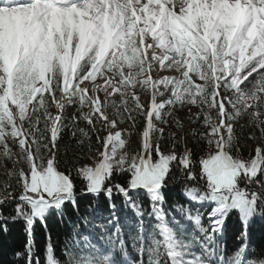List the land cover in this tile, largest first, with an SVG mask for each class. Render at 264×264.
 I'll use <instances>...</instances> for the list:
<instances>
[{"label": "snow or ice", "instance_id": "snow-or-ice-1", "mask_svg": "<svg viewBox=\"0 0 264 264\" xmlns=\"http://www.w3.org/2000/svg\"><path fill=\"white\" fill-rule=\"evenodd\" d=\"M9 224L16 264H264V0H0Z\"/></svg>", "mask_w": 264, "mask_h": 264}, {"label": "trees", "instance_id": "trees-1", "mask_svg": "<svg viewBox=\"0 0 264 264\" xmlns=\"http://www.w3.org/2000/svg\"><path fill=\"white\" fill-rule=\"evenodd\" d=\"M115 180L119 181L120 183H123V180L119 176L115 177ZM180 187L181 185L177 184L172 191L170 192L166 191L165 195L168 200L169 206L171 205L173 199L179 200L181 203L184 202L183 197L179 195ZM113 199L117 205H120L122 203L121 197L118 195L114 196ZM85 201L89 203H99V205H101L104 208L105 213L107 214L108 201L105 198L101 197L100 200L97 202L94 200L92 196H88V197H85L84 201H78V202L81 203V205H83ZM11 207L12 206L9 205L8 208L5 209V212L9 211ZM66 211H68L69 213L71 212V205L66 206ZM231 220L232 218L230 217L229 223H231ZM19 226L22 227V222H20ZM49 226L50 228H52L51 224ZM8 227H9V233L7 235H5L2 231H0V264H16V261H14L12 258V252L13 250H19V248L22 247V245L19 243V240L23 238L22 233L20 234L17 233L16 231L17 226L15 225L9 224ZM261 231H264V226L257 224L256 226L257 235H259ZM43 235H44L43 228L40 226V223L37 222L36 237H37L38 247H43ZM55 235H56V229L53 228V236L55 237ZM228 244L230 247L232 244L231 238H229Z\"/></svg>", "mask_w": 264, "mask_h": 264}, {"label": "rangeland", "instance_id": "rangeland-1", "mask_svg": "<svg viewBox=\"0 0 264 264\" xmlns=\"http://www.w3.org/2000/svg\"><path fill=\"white\" fill-rule=\"evenodd\" d=\"M193 112L196 111V109L193 108L192 110ZM180 118L182 119V122L184 123V127L187 128L188 127V121H187V109L183 110L180 114ZM174 129V126H173ZM133 147H135V144H133Z\"/></svg>", "mask_w": 264, "mask_h": 264}]
</instances>
